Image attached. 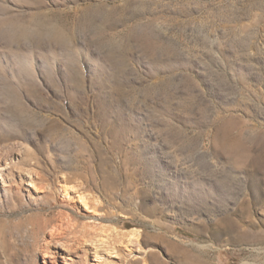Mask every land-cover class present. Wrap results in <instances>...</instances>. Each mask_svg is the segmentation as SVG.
Instances as JSON below:
<instances>
[{"label":"rangeland","instance_id":"1","mask_svg":"<svg viewBox=\"0 0 264 264\" xmlns=\"http://www.w3.org/2000/svg\"><path fill=\"white\" fill-rule=\"evenodd\" d=\"M3 131L0 264H264V0H0Z\"/></svg>","mask_w":264,"mask_h":264},{"label":"bare ground","instance_id":"2","mask_svg":"<svg viewBox=\"0 0 264 264\" xmlns=\"http://www.w3.org/2000/svg\"><path fill=\"white\" fill-rule=\"evenodd\" d=\"M18 135L16 134H12L9 132H0V143L4 142V141H10L13 138L17 137ZM18 138V137H17ZM235 160V159H234ZM236 162V161H235ZM104 185H106L105 183H103ZM45 189V188H44ZM53 190L47 189L46 188V195L50 196L52 195ZM107 193V192H106ZM83 200H85V204L88 205V201H86V199L83 197ZM55 206H61V204L54 202ZM99 207V206H98ZM98 207H95L93 210L91 209V205L88 207V211L91 212L92 214L89 215L90 217L94 218V220H104L106 218H108L109 216V212H104L103 214L99 213V209ZM37 217V219L35 218ZM35 217H29L27 220V223H29L28 225H30V228L27 229V233L32 236H36L40 231H43L45 229H47L49 226H51L50 229V237H51V242L54 241H61L63 239H65L66 237L64 236V233L66 232V230L63 231V226L60 225L61 223H58L59 225H57L55 222L58 220L57 217H48L44 222H39L38 220V216ZM25 222V221H24ZM59 222V221H58ZM26 223V222H25ZM23 225V223H22ZM15 227V226H14ZM24 227V225H23ZM68 227V226H67ZM65 227V228H67ZM21 228V227H20ZM11 229V228H10ZM68 229V228H67ZM75 229V228H74ZM15 231V230H14ZM75 231V230H74ZM64 232V233H63ZM67 233V232H66ZM65 233V234H66ZM13 235V234H12ZM8 233H7V229L5 228V226L3 224L0 225V239L1 240H6ZM16 237V236H15ZM8 242V241H7ZM80 244V243H79ZM77 247H75L74 245H70V247H68V250L74 251L76 250Z\"/></svg>","mask_w":264,"mask_h":264}]
</instances>
